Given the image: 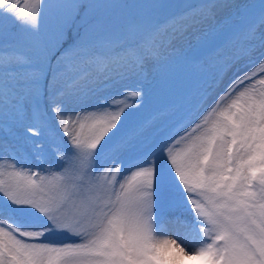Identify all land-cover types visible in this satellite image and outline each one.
<instances>
[{
  "label": "snow or ice",
  "instance_id": "obj_1",
  "mask_svg": "<svg viewBox=\"0 0 264 264\" xmlns=\"http://www.w3.org/2000/svg\"><path fill=\"white\" fill-rule=\"evenodd\" d=\"M173 7L0 0V264H264V2Z\"/></svg>",
  "mask_w": 264,
  "mask_h": 264
},
{
  "label": "rangeland",
  "instance_id": "obj_2",
  "mask_svg": "<svg viewBox=\"0 0 264 264\" xmlns=\"http://www.w3.org/2000/svg\"><path fill=\"white\" fill-rule=\"evenodd\" d=\"M171 4L174 5L173 8L168 9L167 11L172 14H179L181 11L185 10V6L191 5L193 7L197 6L200 2V0H169ZM264 2V0H234L235 5H242V4H250L253 7L251 8V12H257L260 8L261 3ZM235 9L233 7H228L225 8L222 12L217 14L218 19H222L225 16L231 15ZM208 27V26H205ZM184 47H187L184 45ZM222 50L220 51L221 56H230L232 55V50L226 47H223L221 45ZM151 79V77H149ZM151 87V85H149ZM169 98L163 97L160 100V104L167 103ZM1 138H6L9 141H18L19 144L16 145L15 151L12 153L13 155L18 154V158L20 159L21 163L24 165H31L35 167L33 161H36L33 155V146L31 140H25L24 138V131L23 129H14L11 133L8 132L7 130L0 131V139ZM32 140H42L43 141V148H44V153L46 157L47 163L45 164V167H47L49 164L55 166L56 165V160L53 155V148L55 146V141L49 139L48 137H32ZM2 141V140H1ZM13 145V144H12ZM2 155V154H1ZM0 155V156H1ZM9 153L5 151L4 157L8 156ZM157 214L162 215L166 218L174 217L179 214L187 215V209L184 206H179V207H173V206H168L163 209H161L160 204H159V196L157 195ZM168 234L171 238H177L175 235L174 231L167 229ZM50 239L54 243H61L64 242L65 240L68 239L67 236L65 235H58L54 237H50Z\"/></svg>",
  "mask_w": 264,
  "mask_h": 264
},
{
  "label": "bare ground",
  "instance_id": "obj_3",
  "mask_svg": "<svg viewBox=\"0 0 264 264\" xmlns=\"http://www.w3.org/2000/svg\"><path fill=\"white\" fill-rule=\"evenodd\" d=\"M18 144H19V142L17 140L12 142V141L7 140L6 138H1L0 139V155L2 154L1 156H4L5 151L9 154H12L14 152L13 151L14 148H16V145H18ZM32 163H34V165H36L37 162L33 161ZM160 226L164 230V235L167 236L168 238H171V237L169 236L167 229H169V230L172 229V231H174V233L177 237L179 236L181 238H184V236H185L184 227L178 223H173L172 217L166 218V220H164V222ZM184 264H199V261L186 258Z\"/></svg>",
  "mask_w": 264,
  "mask_h": 264
},
{
  "label": "trees",
  "instance_id": "obj_4",
  "mask_svg": "<svg viewBox=\"0 0 264 264\" xmlns=\"http://www.w3.org/2000/svg\"><path fill=\"white\" fill-rule=\"evenodd\" d=\"M13 31H16V29H13ZM71 35H72V34H71V32H70V33H69V37H70V38H71Z\"/></svg>",
  "mask_w": 264,
  "mask_h": 264
}]
</instances>
